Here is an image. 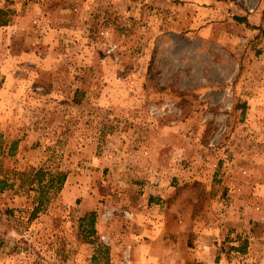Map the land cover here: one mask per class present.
Returning <instances> with one entry per match:
<instances>
[{
    "label": "rangeland",
    "instance_id": "374dc122",
    "mask_svg": "<svg viewBox=\"0 0 264 264\" xmlns=\"http://www.w3.org/2000/svg\"><path fill=\"white\" fill-rule=\"evenodd\" d=\"M0 9V264H110L87 211L118 221L120 264L144 212L177 253L264 264V0ZM41 167L67 179L35 213Z\"/></svg>",
    "mask_w": 264,
    "mask_h": 264
},
{
    "label": "crops",
    "instance_id": "0c3cea01",
    "mask_svg": "<svg viewBox=\"0 0 264 264\" xmlns=\"http://www.w3.org/2000/svg\"><path fill=\"white\" fill-rule=\"evenodd\" d=\"M248 18L251 19L249 16ZM259 57L261 58L262 54H259ZM155 218V214L152 212L137 213L132 225L127 227L128 229H123L125 232L121 234V238L124 242L131 243L133 247L132 264H236L229 262L233 261L230 259L224 261L225 259L204 257L202 254L198 256L195 249L189 252V256H185L181 252L177 253L179 250L176 245L170 244L166 239L167 229L153 224L157 222L154 220ZM113 220L114 218L105 224L99 217L96 229L99 233L104 234L102 237H108L111 241L110 248L113 258L110 264H120L119 253L116 252L120 250L121 246L118 245L121 244H119L118 232L114 230V227H119V224L116 219ZM255 262L250 264H261L258 260Z\"/></svg>",
    "mask_w": 264,
    "mask_h": 264
},
{
    "label": "trees",
    "instance_id": "16d2710c",
    "mask_svg": "<svg viewBox=\"0 0 264 264\" xmlns=\"http://www.w3.org/2000/svg\"><path fill=\"white\" fill-rule=\"evenodd\" d=\"M0 13H7V11L0 9ZM235 20L240 23H244L249 28H258V25H254L247 16H235ZM7 21L0 22L1 24H6ZM151 73V66L149 68ZM1 137V136H0ZM14 147L16 142L13 143ZM13 146V145H12ZM2 147V142L0 138V148ZM25 176L31 177V184L37 185V205L34 208V212L40 211L45 203L50 199L51 192L59 193L64 186L67 179V173L64 171H54L52 168L41 167L33 170L32 172L25 171L23 173ZM8 180L0 179V191L4 190L8 186ZM150 199V201H152ZM79 227L81 231L85 234V237L95 236L97 234L96 230V212L87 211L83 217L80 218ZM240 250H244L243 246Z\"/></svg>",
    "mask_w": 264,
    "mask_h": 264
}]
</instances>
